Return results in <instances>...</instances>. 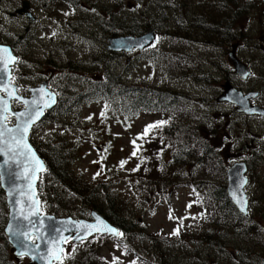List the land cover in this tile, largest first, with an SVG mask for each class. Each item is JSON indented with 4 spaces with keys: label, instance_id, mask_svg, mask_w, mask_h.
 <instances>
[{
    "label": "rangeland",
    "instance_id": "1",
    "mask_svg": "<svg viewBox=\"0 0 264 264\" xmlns=\"http://www.w3.org/2000/svg\"><path fill=\"white\" fill-rule=\"evenodd\" d=\"M21 1L0 0V40L7 44L16 43L9 35H22L26 26L24 21L6 15L13 13ZM66 3L73 5L72 11ZM240 8L244 12L234 20V12ZM31 14L35 18L32 36L15 48L21 62L15 69L18 79L14 84L27 89L47 82L53 89L54 75L64 80H58L63 95L57 107L34 128L30 143L42 151L60 143L67 150V165L75 178L83 184L88 182L90 188L98 185L105 197L109 195L111 210L132 223L127 238L98 235L78 245L67 243L59 264H154L150 254L155 249L174 257L173 264L189 258L182 251L195 256L188 264H212L215 259V264L263 261L253 244L264 256V244H257L264 239V120L240 114L216 99L222 86L229 83L238 92L257 93L254 100L261 94V101L256 103L264 106V0H32ZM226 23L231 35L238 33L231 44L217 41L215 35L217 25L226 31ZM69 24L71 29L67 30ZM121 30L155 32L157 39L148 50L114 57L104 52V44L113 35L120 36ZM231 46H236L234 56L251 72L247 82L240 81L228 63ZM99 76L104 77L102 83ZM106 77L117 84L114 90L133 87L148 99L157 93L167 101L177 100L178 113L137 112L135 117H123L115 113V105H105L99 92ZM86 87L88 91L84 92ZM152 124L160 126L144 139H137ZM185 127L197 129V136L211 133L208 144L221 161L216 169L210 165L205 170L198 165L200 142L197 146L182 144L187 135L180 129ZM136 146L140 147L133 156ZM188 148L194 150L185 156ZM245 148L252 154L240 153L238 159L247 165L249 180L245 191L250 219L243 227H254L247 226L244 234L224 236L218 242L223 255L207 244L184 249L177 240L180 232L196 237L203 231L200 219L204 209L199 204L205 201L203 195L208 198L210 192L212 196L219 185L225 188V176L223 182L219 177L233 164L226 155L233 153L230 150ZM179 149L184 167L170 166V155ZM122 161L126 162L123 167ZM147 182L162 185L147 194L142 188ZM53 193L56 195L46 202L50 211L56 209L53 217L74 218L71 215L80 214L74 219L90 221V213H81L84 207L77 205V210L66 202L61 186ZM177 228L179 234L175 235ZM254 229L257 231L250 235ZM4 248L5 252L0 251L3 264H26V260L15 259L8 245ZM132 254L140 260L132 261Z\"/></svg>",
    "mask_w": 264,
    "mask_h": 264
},
{
    "label": "water",
    "instance_id": "2",
    "mask_svg": "<svg viewBox=\"0 0 264 264\" xmlns=\"http://www.w3.org/2000/svg\"><path fill=\"white\" fill-rule=\"evenodd\" d=\"M28 9L27 3H23L20 10L16 14L25 13ZM26 17L32 20L30 14ZM156 40L155 32H148L138 37L132 36H118L107 40L106 49L111 53H131L132 51H144L151 48ZM6 46H0V48ZM10 53L15 57L11 49ZM229 63L233 67L234 73L241 80L245 81L250 77V72L233 53L229 54ZM16 58V57H15ZM9 65L10 69L14 66ZM16 89L17 87L11 85ZM40 89L44 90L46 94L41 101L47 103L48 107H42V114L38 119H34L31 127L25 137V142L32 149L35 154L33 159L32 154L28 153L22 146H17L11 139L12 134H5V142L0 146V189L5 196V203L8 209L7 223L4 228V236L11 247V252L16 259L27 258L29 261L26 264H57L61 262L62 255L65 248V240L60 237H66L73 244H78L88 240L92 236L104 235L110 237H118L107 232L93 231L87 234L84 230V225L94 226L98 222H103L110 228L111 226L103 217L95 212H91L92 221L75 220L72 218H55L49 215L40 214V201L38 199L37 185L40 176L44 174L46 167L42 159L38 156L36 151L29 143V135L33 126L38 124L45 116V113L53 110L56 104V96L48 91L47 82L42 83L39 87L29 90V98H21L20 101L9 99L4 93L0 92V96L8 99L10 112L20 113L29 111V107L22 101L40 100ZM257 97L256 93H249L243 95L241 92L235 90L229 83L223 85L222 94L217 98V103H227L235 107L236 112L247 116H260L264 118V109L260 107L251 106L250 101ZM54 101V102H53ZM11 102H17L24 108L20 111H13L11 109ZM14 119V125L8 128H15L18 124H22L23 119H17L16 116L10 115ZM9 148L12 150L10 151ZM39 161L40 164H37ZM42 164V168L40 165ZM247 168L243 163H237L226 172V193L232 205L240 215L246 217L248 215V199L245 193L248 179L246 178ZM246 181V182H245ZM38 202V207L33 204V201ZM242 202L244 204V211H241ZM35 213V214H33ZM59 230V231H57ZM118 231V229H116ZM119 232V231H118ZM86 238L81 241L80 237ZM34 239V242L31 241ZM55 238V239H54ZM38 246V247H37ZM62 249L63 251H59ZM26 253L21 255V253ZM59 256V259L56 257Z\"/></svg>",
    "mask_w": 264,
    "mask_h": 264
},
{
    "label": "trees",
    "instance_id": "3",
    "mask_svg": "<svg viewBox=\"0 0 264 264\" xmlns=\"http://www.w3.org/2000/svg\"><path fill=\"white\" fill-rule=\"evenodd\" d=\"M242 8L236 10L234 12V20H236L238 17L242 16L244 11H241ZM225 22V21H224ZM203 27V26H202ZM201 27V28H202ZM219 25L216 26V38L217 41H224L227 44H231L232 40H236L238 33L234 32L233 35L230 34L228 30V24L226 23L225 29L226 31H222L218 29ZM145 28V27H144ZM151 31V29H150ZM120 32V36H139L142 35V32H126V31H118ZM115 35H113L114 37ZM18 79V75H15V80ZM106 83L104 85V88L100 90V94L105 101V105L113 108L112 106L115 105V113H120L122 116H132L135 117L137 112H144V113H150V114H163V115H170L173 112L178 113L177 110V100H169L167 101L165 98L163 99L159 94H153L151 95V98L148 99L145 94L138 95L136 93V89L133 87H125L121 86V88H117V90H114L113 88H116L114 80L110 79L109 77H106ZM19 92L20 94H23L27 89H24V85L20 84L19 86ZM140 91V90H138ZM172 96L176 97V95ZM172 98V97H171ZM17 107V106H16ZM123 116V117H125ZM181 132L187 135L186 138L183 139V143L190 144L189 146H197L198 142H200V147L202 149L199 159L197 160L198 165L202 166L206 169H209V166L212 165L214 169L221 163L219 159H217V156L214 155L213 148L208 144V141L211 140V133H204L202 135H194V133H199L197 129H193L191 127H185L180 129ZM180 131H176V133H180ZM210 135V137H208ZM172 139V138H171ZM177 139L175 136L173 140ZM59 145H53V146H47V148L42 151L39 150L38 146H34V149L36 153L39 155V157L43 160L46 166L45 173L41 176L38 185H37V191H38V197L41 202V208L42 211L45 213H49L51 215H56V209H53V211H50L48 204L46 203L49 201L50 197H54L56 193H53L55 188L57 186H61L64 190V194L66 195V202H71L73 206H76L78 210V206L84 207V209L81 210V213L84 215H89L90 211H96L99 215H101L109 224L116 227L120 230L121 233H123L124 237L127 238V235H130V231L132 230V223L126 222L124 219L118 216L114 211L111 210L109 207V202L111 201L109 199V195H107V199L103 194V192L99 191V186L94 185L95 187L90 188V184L81 182L77 178H75L74 174L71 172L69 166L67 165V156L65 153H67L66 149H62V145L58 143ZM183 150V149H182ZM189 151L184 150L187 152L184 154L187 156L189 153H191L192 150L188 148ZM65 151V152H64ZM180 149L171 157V160L169 161L170 166L173 167H179L183 166L185 164L183 158L179 156ZM183 151V153H184ZM182 153V154H183ZM179 156V157H178ZM187 158V157H184ZM184 167V166H183ZM203 169V168H201ZM225 172L222 174V176L219 177L220 182L224 180ZM175 178V177H174ZM159 185H162L159 183H150L147 182L145 186L142 188L145 190L147 194H151L155 192ZM96 189V190H95ZM208 198H206L205 195L203 197L205 198V201L202 200L197 201L200 202L199 204L201 207L205 210H202V217L200 221L203 222V231L196 237L191 234L180 232V237L177 239L178 242H181L186 248V250H194V246H203V244H207V246H210L212 248L216 247V250H218L219 254L223 255L222 248L219 249L220 245L218 242L221 241V239L224 236H228L229 234L236 235L238 232H242L243 234L246 233V227L247 226H253L254 225H247L246 227H243L244 224H247L246 221H248L250 218L248 217H242L239 213L236 212L234 207L228 202L225 189L222 188V185H219L217 189L212 193V196H210V192L207 194ZM60 200V199H59ZM219 200V201H218ZM216 201L217 204L215 203ZM100 202V203H99ZM101 204V207L99 206ZM78 205V206H77ZM107 205V206H106ZM107 208H106V207ZM58 207V203H57ZM105 208V214L104 209ZM91 209V210H90ZM200 214V213H199ZM80 215V214H79ZM79 215H71L74 218ZM201 214L199 215L200 218ZM198 218V219H199ZM7 222V207L5 205V198L4 194L0 189V245L2 252H5L4 246H7V241L3 234V229L5 227V224ZM256 226V225H255ZM249 227V228H250ZM252 227V228H253ZM134 228V227H133ZM257 229L250 230V235H253ZM143 232V231H142ZM141 234L138 231V238H140ZM188 242H190L188 244ZM191 243H194L193 248L190 246ZM264 244V239L261 238L257 244ZM222 246V245H221ZM255 247L254 251L257 256H260V258H263V261H259L257 263L264 264V256L263 253H261V250L256 249V244H253ZM224 248V247H223ZM155 249V248H154ZM153 254H150V257L153 258L155 261L154 264H160V261L162 264H173L176 259L169 254H166L167 252H160L159 249ZM239 252L240 249H239ZM223 253V254H222ZM182 255H185L189 258H186L185 261H182L181 264H188V261H193L195 259V256L188 255V253L181 252ZM242 254V252H241ZM244 254V253H243ZM133 255V254H132ZM3 259H0V264H3ZM140 258L133 255L132 261L135 263L139 261ZM204 263V261H201ZM215 263H217V259L214 260ZM180 263V262H178ZM211 261L205 262V264H210ZM212 263V264H215ZM5 264H15V262H7ZM153 264V263H152Z\"/></svg>",
    "mask_w": 264,
    "mask_h": 264
},
{
    "label": "snow or ice",
    "instance_id": "4",
    "mask_svg": "<svg viewBox=\"0 0 264 264\" xmlns=\"http://www.w3.org/2000/svg\"><path fill=\"white\" fill-rule=\"evenodd\" d=\"M55 35V33H53ZM19 63L17 58L13 57L10 53V50L6 47L0 48V92L4 93L9 99L17 100L20 101L21 98L15 94L16 89L14 87H10L11 85L14 84V77L11 75V69L9 65H13ZM41 93L40 100H33V101H22L26 106L29 107V111L26 112H20V113H11L10 112V107L8 103V99H5L3 96H0V146H2L5 142V134H12L11 139L12 141L17 145V146H22L28 153L32 154L33 159H35V154L32 152V149L27 143L25 142V137L28 134V131L31 127L32 122L34 119H38L39 116L42 114V107H48L47 103H43L41 107V101H43L44 96L46 95L44 93L43 89L39 90ZM54 102V101H53ZM10 115H14L17 117V119H23L22 124H18L15 128H8L7 124L9 122V117ZM103 115V113H102ZM159 124H152L148 125L143 134L137 137V139H144L147 137L150 133L151 130L155 129L156 127H159ZM135 140L133 141V144L135 145ZM140 146H136V150L133 151L132 155L135 156L136 152L139 150ZM2 150V149H0ZM11 151L12 149L9 148ZM37 164H40L39 161H36ZM125 161L121 162V166L123 167ZM42 168V164L40 165ZM246 182V181H245ZM33 204L38 207V202L33 201ZM244 204L246 202H242L241 206V211H244ZM191 205H189L190 207ZM35 214V213H33ZM169 219H172L171 215L169 216ZM84 230L87 232V234H91L93 231L97 232H107L109 234L122 237L124 234L121 232H118L114 228H110L106 225H103V222H98L97 225L94 226H89V225H84L83 226ZM59 231V230H57ZM173 234L178 235L179 234V229H175ZM85 236H81L80 239L83 241L85 239ZM55 239V238H54ZM60 239H64L65 242H67L66 237H60ZM38 247V246H37ZM59 251H63L60 249ZM26 253L22 252L21 255H25ZM59 259V256L56 257Z\"/></svg>",
    "mask_w": 264,
    "mask_h": 264
},
{
    "label": "flooded vegetation",
    "instance_id": "5",
    "mask_svg": "<svg viewBox=\"0 0 264 264\" xmlns=\"http://www.w3.org/2000/svg\"><path fill=\"white\" fill-rule=\"evenodd\" d=\"M27 2V5H28V9L26 10V12H29L31 14L32 12V0H22L19 5L15 8V10L13 11V13H9L7 12L6 15L12 19V20H15V21H24L26 23V26H24L23 28V34L22 35H18V34H10L9 35V39H12V40H15L16 43H13V42H9V44H7L6 42H4V40H0V45H8L10 46L14 51H15V48L18 46V45H24L26 43V41L30 40V37L29 36H32V23L35 22V20H30L26 17L25 13H22V14H16V12L21 8L22 4ZM9 6V5H8ZM2 11V9H0V12ZM71 29V26L69 24V28L67 30H70ZM58 34V32H57ZM112 38V37H111ZM110 39V38H108ZM107 39V40H108ZM107 43V41H106ZM106 43L104 44L105 45V51L104 52H107L109 53L110 55H113L114 57H118L120 58V56H122L123 54L121 53H111V52H108L107 49H106ZM233 53L235 56H236V46H231L230 49H229V52L227 53V56H229V54ZM229 58V57H228ZM228 63H229V59H228ZM230 65V63H229ZM231 66V65H230ZM233 71V70H232ZM234 73V72H233ZM100 77V82L102 83L104 81V77L103 76H99ZM252 77V75H251ZM64 80V78H59L57 75H54L53 76V81H52V85H53V89L51 88V85L48 84V88L49 89H52L53 90V93H55V95L57 96V103H59V100L61 98V96L63 95V92H62V89H61V86L58 84V80ZM250 79V78H249ZM249 79H247L246 81H242V82H247L249 81ZM241 81V80H240ZM65 83V82H64ZM81 85L83 84L82 81H80ZM117 84L115 83V86ZM24 89H25V86H24ZM51 90V91H52ZM88 91V88L86 87L85 88V91L86 92ZM243 94H248V93H253L251 91L249 92H242ZM26 94V91L23 93V95ZM258 101H261V94H259V97L258 99L256 100H253L252 101V104L253 105H257L259 107H262L264 108V106H262L261 104H257L256 102ZM263 105H264V101H263ZM262 119V118H261ZM264 120V119H263ZM254 143H252V147ZM230 151H233V153L231 154L232 156V161L233 163L235 162H239L238 159L240 158V153H244L246 156H249L250 154H252V150L250 148H245L244 150H238V151H235V150H230ZM236 154V155H234ZM228 157L230 155H227ZM250 157V156H249ZM246 158V157H245ZM226 179V178H225ZM226 186V185H225ZM225 192H226V189H225Z\"/></svg>",
    "mask_w": 264,
    "mask_h": 264
}]
</instances>
